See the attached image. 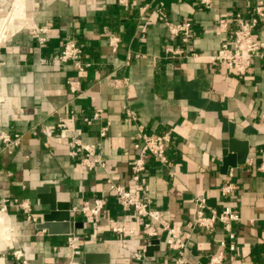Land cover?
Here are the masks:
<instances>
[{
  "label": "crops",
  "instance_id": "crops-1",
  "mask_svg": "<svg viewBox=\"0 0 264 264\" xmlns=\"http://www.w3.org/2000/svg\"><path fill=\"white\" fill-rule=\"evenodd\" d=\"M10 1L0 0V18ZM257 1L210 0L206 7L197 0H128L124 7L116 0H25L23 18L0 38V136L19 137L17 144L0 140V264H84L87 254L107 256L109 264H208L218 253L220 264H264V176L257 170L264 156V56L253 57L243 76L209 60L223 42L230 45L235 29L229 22L223 31L218 21L236 14L249 21ZM159 2L170 22H191L186 44L156 19ZM253 37L264 43V22ZM69 40L82 49L80 62L57 60ZM168 47L183 54L171 58ZM140 129L170 133L167 164L148 161L135 195L159 211L182 249L171 250L157 225L158 237L147 236V220L111 190L134 187ZM232 139L246 142L248 155L223 173L222 151ZM80 146H93L89 160L100 164L82 166ZM101 197L106 205L97 216L78 211ZM196 198L238 220L229 231L220 223L197 228ZM51 204L69 209L78 225L70 234L80 239L79 256L67 235L38 228Z\"/></svg>",
  "mask_w": 264,
  "mask_h": 264
},
{
  "label": "built area",
  "instance_id": "built-area-1",
  "mask_svg": "<svg viewBox=\"0 0 264 264\" xmlns=\"http://www.w3.org/2000/svg\"><path fill=\"white\" fill-rule=\"evenodd\" d=\"M121 6H128V0H116ZM200 4L208 7L210 0H197ZM146 8H143L145 10ZM253 18L249 21H245L240 14H236L231 19H220L218 24L223 31H227L229 22L235 24V29L230 36V45L223 42L217 52L209 57L212 64H225L227 68L238 76H243L250 64V60L253 57H263L262 50L264 49V43L257 41L253 34L258 26L264 22V0H258L253 8ZM156 19L161 22L169 35L173 38H177L181 43L186 44L191 35V22L183 21L179 23L170 22L164 11L163 2H159L155 10ZM117 38L110 39V45L112 50L117 47ZM167 54L171 58L181 56L183 50L178 48L168 47L166 49ZM82 58V49L72 40L64 43L63 49L57 56V60L60 62L76 61L80 62ZM84 65H80L82 70ZM133 118L132 114H130ZM96 113L94 117L96 118ZM86 122L89 123L88 120ZM62 126V124H60ZM107 128H103L100 132V137L106 135ZM5 144H17L19 137L11 140L8 136H0ZM170 141V133L148 135L143 130H139L136 134V141L133 144V148L137 153L136 158L130 168V182L134 184V187L129 190H124L121 187L111 185V190L116 194L120 204L127 210L132 211L136 216L146 219L144 228L147 236L156 238L159 235L158 227L161 231L166 232L167 239L166 244L171 250H179L184 247L182 241L176 236L175 231L164 221L161 220L160 213L157 210L151 209L147 201L140 200L135 194L136 191L144 184V173L146 171L147 162L152 161L155 164L165 165L167 164L166 147ZM79 151H85V158L81 161V165L87 169H92L95 164H100L97 161L89 160L93 157V146L83 147L80 146ZM257 170L264 176V156L260 160ZM231 190V186H227L224 192L227 193ZM106 200L96 198L92 204L89 202H83L78 209L83 215L97 216L105 207ZM195 212L193 217L194 226L204 230H211L216 223H220L225 230L229 231L231 224L238 220V217L233 214L228 208L215 211L210 209L203 198H196L195 200ZM28 219L36 221V218L29 216ZM157 225V226H156ZM232 237V236H231ZM223 246V244H221ZM67 246L71 251L72 256H79L81 254L80 239L74 235L69 234L67 236ZM233 250V247H230ZM222 261V254L218 253L213 255L208 264H220Z\"/></svg>",
  "mask_w": 264,
  "mask_h": 264
},
{
  "label": "water",
  "instance_id": "water-1",
  "mask_svg": "<svg viewBox=\"0 0 264 264\" xmlns=\"http://www.w3.org/2000/svg\"><path fill=\"white\" fill-rule=\"evenodd\" d=\"M248 155V144L238 140H230L227 148L222 151L221 171L227 173L230 168H236L246 162ZM54 204H51V209L48 213L42 216V222L38 228L46 230L51 235H69L71 230L77 228L78 225L71 220L69 209L58 211ZM158 242L152 241L154 246ZM150 252V250H149ZM101 260L98 262L97 260ZM84 264H109L107 256H94L87 254L84 256Z\"/></svg>",
  "mask_w": 264,
  "mask_h": 264
},
{
  "label": "rangeland",
  "instance_id": "rangeland-1",
  "mask_svg": "<svg viewBox=\"0 0 264 264\" xmlns=\"http://www.w3.org/2000/svg\"><path fill=\"white\" fill-rule=\"evenodd\" d=\"M25 0H11L8 5V16L0 18V38L5 35L7 26H13L14 22L18 19L23 18V10ZM6 28V29H5Z\"/></svg>",
  "mask_w": 264,
  "mask_h": 264
},
{
  "label": "bare ground",
  "instance_id": "bare-ground-1",
  "mask_svg": "<svg viewBox=\"0 0 264 264\" xmlns=\"http://www.w3.org/2000/svg\"><path fill=\"white\" fill-rule=\"evenodd\" d=\"M7 5V4H6Z\"/></svg>",
  "mask_w": 264,
  "mask_h": 264
}]
</instances>
